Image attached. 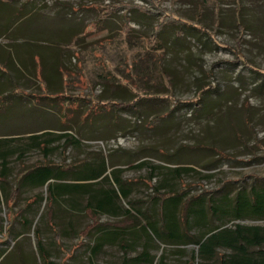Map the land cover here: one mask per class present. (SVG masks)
I'll use <instances>...</instances> for the list:
<instances>
[{
    "label": "rangeland",
    "instance_id": "rangeland-1",
    "mask_svg": "<svg viewBox=\"0 0 264 264\" xmlns=\"http://www.w3.org/2000/svg\"><path fill=\"white\" fill-rule=\"evenodd\" d=\"M151 1L180 18L154 38L156 17L134 7L155 10L149 0H15V11L23 12L15 32L57 47L30 46L38 64L44 56L50 85L24 90L29 107L0 121V148L18 150L8 155L5 188L19 187L13 205L0 201V264H45L37 234L55 264L200 262L198 246L188 238L163 243L148 230L153 242L146 243L139 222L122 210L132 207L160 222L162 200L173 194L180 197L178 210L182 201L201 197L209 226H264V214L231 216L239 196L251 201L264 191V0ZM41 132L51 139L46 156L27 147L28 136ZM37 161L70 169L67 180L105 169L120 209L97 214L99 224L83 237L80 231L92 221L84 209L87 197L67 193L48 219L46 185L14 180ZM176 167L188 169L177 173ZM115 168L132 205L113 182ZM33 194L40 200L26 206ZM200 228L192 226L190 233ZM103 236L108 238L101 241ZM226 236L231 233L220 237ZM232 251L218 247L213 263Z\"/></svg>",
    "mask_w": 264,
    "mask_h": 264
},
{
    "label": "trees",
    "instance_id": "trees-1",
    "mask_svg": "<svg viewBox=\"0 0 264 264\" xmlns=\"http://www.w3.org/2000/svg\"><path fill=\"white\" fill-rule=\"evenodd\" d=\"M11 1V0H7ZM152 7L155 10L149 9L143 5H134L141 12L153 15L156 17V23L153 26L152 34L150 38H154L165 25H178L180 24V18L177 16L176 12L172 9H167L158 6L151 0H149ZM160 2V0H158ZM158 2V3H159ZM129 6L128 4L125 5ZM109 12L106 11L102 13L104 16ZM214 15L217 16V8L214 7ZM41 40V39H40ZM44 45H50L52 47H57V44L49 39H44ZM41 45V44H40ZM63 46H59V52L62 50ZM58 50V48H57ZM41 62H39L41 78L38 77L39 72L34 75L36 79L42 81L44 85H50L49 81L46 80V67L44 56H39ZM57 63V59L54 60V67ZM56 66L55 69H57ZM58 71L61 69H57ZM43 87H41L42 90ZM122 107H128L130 102L117 103ZM49 134L47 132H41L36 134H31L28 137L31 142L27 147H37L40 148L43 155L47 154L46 145L51 141V139H46L44 136ZM67 135V133H64ZM70 136V134H68ZM71 137V142H76L77 140L74 136ZM25 149V148H24ZM23 149V150H24ZM19 150V152H23ZM13 151H18L17 147L13 148H0V187L3 191L0 193V201L5 200L7 206L13 205L19 194V187L15 186L10 191H7L5 184L10 182V167L8 166V155ZM25 151V150H24ZM188 167H176L174 170L179 173L181 170H187ZM70 169H64L61 165H56L51 162H34L26 169L22 171L20 175L14 179L17 184H28L32 187H38L46 185V205L48 206V219L52 217V206L56 202V199L62 194L74 193L76 196L86 195V204L84 209L91 215V223L86 224L80 231L81 236H86L89 234L90 230L97 226L99 223L95 219V216L100 213H107L110 210L112 212L119 210L120 206L115 203L114 199L117 197L114 188L109 186L110 180L107 174H104L105 169L100 170L93 168L90 170L92 174L84 178H72V180H67L65 177L68 176ZM74 170V169H73ZM69 171V172H68ZM115 173L112 175L113 182L119 186L120 194L124 199L128 200V187L126 183H123V179L119 176L121 170L115 168L113 169ZM104 174V175H103ZM103 175V176H102ZM102 176V177H101ZM72 177V176H71ZM101 177V178H100ZM100 178V179H99ZM85 181V182H78ZM105 184H108L105 186ZM81 189V192L77 193V189ZM39 194H33L32 196L25 199V205L31 206L40 200ZM128 205H132L131 202H127ZM180 204V197L177 194H173L170 197H165L162 200L161 205V221H153L148 218L147 215H142L140 217L134 213V209L131 207L123 208L125 214L131 215L139 222L137 228L142 231L146 236V243L153 242L148 230L152 231L160 237V241L163 243L169 242H183L185 238H188V243H194L198 246V255L202 260L195 263L193 258L187 262V264H216L213 263L212 258L214 257L215 250L218 247H227L232 249V253L224 258H220L219 264H264V226L262 225H243L240 223H235L233 227H222V226H209L206 220V210L204 207V201L201 197L194 200V202L187 203L182 201L181 209L178 210V205ZM191 204V205H190ZM231 216L233 219H241L247 214H264V191L255 192L252 196L251 201L239 196L237 203L231 209ZM20 210L17 211V213ZM133 212V213H132ZM216 212V211H215ZM137 216V217H136ZM201 227L198 233H190L191 227ZM116 231H111L108 233L110 238H114ZM222 233H231V236L220 237ZM37 237V248L43 258L45 264H55L49 259V255L46 252L43 242ZM108 237L103 236V240ZM249 247H257L255 251L249 250ZM143 255L149 256L148 251H144Z\"/></svg>",
    "mask_w": 264,
    "mask_h": 264
},
{
    "label": "crops",
    "instance_id": "crops-1",
    "mask_svg": "<svg viewBox=\"0 0 264 264\" xmlns=\"http://www.w3.org/2000/svg\"><path fill=\"white\" fill-rule=\"evenodd\" d=\"M15 0H0V121L6 120L16 109L28 108L30 96L24 90L43 87V82L31 77L39 72V64L30 55V46L45 44L44 39L15 32V19L22 10L15 11ZM35 76V75H34ZM34 102L36 98L31 99ZM9 135V134H4Z\"/></svg>",
    "mask_w": 264,
    "mask_h": 264
}]
</instances>
